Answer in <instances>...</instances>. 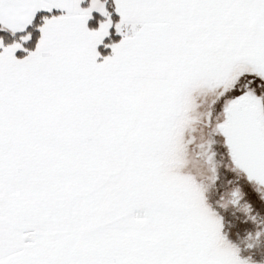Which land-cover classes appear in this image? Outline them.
<instances>
[{
    "label": "snow or ice",
    "instance_id": "6c2138e0",
    "mask_svg": "<svg viewBox=\"0 0 264 264\" xmlns=\"http://www.w3.org/2000/svg\"><path fill=\"white\" fill-rule=\"evenodd\" d=\"M261 185L264 0H0V264H264Z\"/></svg>",
    "mask_w": 264,
    "mask_h": 264
},
{
    "label": "flooded vegetation",
    "instance_id": "af4514ba",
    "mask_svg": "<svg viewBox=\"0 0 264 264\" xmlns=\"http://www.w3.org/2000/svg\"><path fill=\"white\" fill-rule=\"evenodd\" d=\"M208 94L210 96V98H205L202 103L206 102V104L208 103V106L203 107V108H199V110H201V112H197V108L194 106L192 108H187L185 109L186 112V116H185V120L186 121H199L200 118L204 115H206L207 113V109L210 105V101L212 100V96H213V91L211 90H207ZM196 98V97H195ZM197 100L200 102V100L197 97ZM187 110H189L190 112H188ZM198 110V111H199ZM195 115H199L198 117H195ZM201 115V116H200ZM197 139H199V134L197 133ZM227 161H218L217 162V167L219 166H225V163ZM187 163L190 165V170L194 171L195 174L200 177L202 179V181H204V191L208 190V183H207V174L206 171H202V169L205 167L201 161L196 160L195 156L192 153H188V159H187ZM239 174H237L238 176ZM207 184H206V183ZM256 190L261 194L262 197H264V186H255ZM262 220H264V217H261Z\"/></svg>",
    "mask_w": 264,
    "mask_h": 264
},
{
    "label": "rangeland",
    "instance_id": "374dc122",
    "mask_svg": "<svg viewBox=\"0 0 264 264\" xmlns=\"http://www.w3.org/2000/svg\"><path fill=\"white\" fill-rule=\"evenodd\" d=\"M197 88V91H194L193 93L191 92L190 93V97L189 99L187 100V106L189 105V102H190V98L193 97H200V107L203 108V107H206L208 106V103L206 104V102L202 103V101L205 99V98H210L209 94H208V91L207 90H211V87H204L202 84H199V85H196L195 86ZM194 106H195V102H194ZM188 112H190L189 110H187ZM197 112H201V110H197ZM199 115H195V117H198ZM201 116V115H200ZM225 169H228V170H232V171H235V169L232 167V165L228 162L225 163V166H224ZM235 179V177H234ZM206 183V182H205ZM207 184V183H206ZM225 207H227V201H225ZM241 242H244V238L242 237L241 238Z\"/></svg>",
    "mask_w": 264,
    "mask_h": 264
},
{
    "label": "trees",
    "instance_id": "16d2710c",
    "mask_svg": "<svg viewBox=\"0 0 264 264\" xmlns=\"http://www.w3.org/2000/svg\"><path fill=\"white\" fill-rule=\"evenodd\" d=\"M117 38H118V37H117ZM194 91H197V88H196V87L193 88L192 93H193ZM189 95H190V94H189ZM189 97H190V96H188L187 100L189 99ZM198 99L200 100V97H198ZM187 100H186V103H187ZM196 101H197V97H196V98L191 97V98H190L189 105L186 107V109H187V108L190 109V108L194 107V102H195V104H196Z\"/></svg>",
    "mask_w": 264,
    "mask_h": 264
},
{
    "label": "water",
    "instance_id": "95a60500",
    "mask_svg": "<svg viewBox=\"0 0 264 264\" xmlns=\"http://www.w3.org/2000/svg\"><path fill=\"white\" fill-rule=\"evenodd\" d=\"M264 186V185H263Z\"/></svg>",
    "mask_w": 264,
    "mask_h": 264
}]
</instances>
